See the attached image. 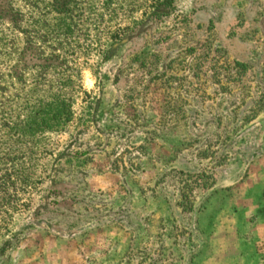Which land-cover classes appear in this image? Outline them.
I'll return each instance as SVG.
<instances>
[{
	"label": "rangeland",
	"instance_id": "1",
	"mask_svg": "<svg viewBox=\"0 0 264 264\" xmlns=\"http://www.w3.org/2000/svg\"><path fill=\"white\" fill-rule=\"evenodd\" d=\"M1 1L0 264L196 263L264 149V0L227 23L203 0H65L71 28L59 0ZM58 94L70 121L10 129Z\"/></svg>",
	"mask_w": 264,
	"mask_h": 264
},
{
	"label": "crops",
	"instance_id": "2",
	"mask_svg": "<svg viewBox=\"0 0 264 264\" xmlns=\"http://www.w3.org/2000/svg\"><path fill=\"white\" fill-rule=\"evenodd\" d=\"M220 1L221 4L219 0H203L204 5L196 8L195 18L205 22L224 11L222 22L227 23L248 0ZM262 151L250 157L245 165L250 169L256 163L263 164L253 175L248 169V181L241 183L239 206L236 205V209L230 205L213 206L212 218L202 226L198 224L199 229H204L207 241L194 264H264V149ZM238 182L239 178L227 180L222 186L215 188V185L210 192L232 187Z\"/></svg>",
	"mask_w": 264,
	"mask_h": 264
},
{
	"label": "trees",
	"instance_id": "3",
	"mask_svg": "<svg viewBox=\"0 0 264 264\" xmlns=\"http://www.w3.org/2000/svg\"><path fill=\"white\" fill-rule=\"evenodd\" d=\"M0 2H2L0 0ZM64 1H58V4L52 3L50 6H56L61 13V23L60 27L71 28L69 24L63 23V16H66L65 7L66 3ZM11 11V12H10ZM7 12L10 14L13 13V10L9 7ZM16 14V13H13ZM1 18V13H0ZM34 57V56H32ZM47 99V98H46ZM44 101V100H43ZM41 102L37 105L30 107V110L27 112L26 117L22 120L17 121L10 129L13 131H19L21 135L24 134H34V133H43L50 129H53L55 126H60L67 121H70L72 118V107L71 102H67L65 98L61 95H54L48 99V101Z\"/></svg>",
	"mask_w": 264,
	"mask_h": 264
}]
</instances>
